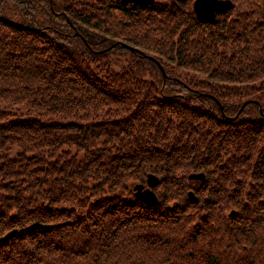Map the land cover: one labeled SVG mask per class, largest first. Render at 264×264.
I'll use <instances>...</instances> for the list:
<instances>
[{
	"label": "trees",
	"instance_id": "trees-1",
	"mask_svg": "<svg viewBox=\"0 0 264 264\" xmlns=\"http://www.w3.org/2000/svg\"><path fill=\"white\" fill-rule=\"evenodd\" d=\"M229 1L0 0V264H264V0Z\"/></svg>",
	"mask_w": 264,
	"mask_h": 264
},
{
	"label": "water",
	"instance_id": "water-1",
	"mask_svg": "<svg viewBox=\"0 0 264 264\" xmlns=\"http://www.w3.org/2000/svg\"><path fill=\"white\" fill-rule=\"evenodd\" d=\"M123 1L144 2L147 0H123ZM191 6L197 19L210 22L213 20L215 12H222L227 7H231V2L229 0H192ZM126 47L131 51L136 50L134 47L131 46L126 45ZM147 57L152 59V57L149 55ZM157 65L160 68L162 76L164 77V73L161 66L159 64ZM187 178L199 179V181H202L203 174L202 172H190L188 173ZM156 180L157 177L155 175L147 173L145 179V185L141 183L133 184L132 186L133 194L141 201H144L146 203H155L156 196L151 190V186L156 183ZM187 196L191 199L195 198L191 190L187 192Z\"/></svg>",
	"mask_w": 264,
	"mask_h": 264
},
{
	"label": "rangeland",
	"instance_id": "rangeland-1",
	"mask_svg": "<svg viewBox=\"0 0 264 264\" xmlns=\"http://www.w3.org/2000/svg\"><path fill=\"white\" fill-rule=\"evenodd\" d=\"M232 14H233V12H232ZM124 55H125L126 57H127V56L129 57L128 54H124ZM149 56H150V55H149ZM128 57H127V58H128ZM148 58H149V57H148ZM125 60H126V59H125ZM125 60H123V58L116 59V61H117V62H120V63L124 62ZM203 94H207V92H204ZM215 102H216V101H215ZM216 103H217V102H216ZM217 104L219 105V108H220V104H219V103H217ZM194 180H199V179H194ZM193 183H195V182H193ZM193 185H194V184H193ZM187 198H188V199H191V198H189L188 196H187ZM195 199H196V196H195V198L192 199V200H195ZM199 199H200V198H199ZM113 219H114V218H112L111 221H112ZM112 222H115V220H113ZM112 222H111V223H112ZM200 243H201V242H197V243H196V246L199 245ZM202 249H203V247H202ZM190 250H192V249H190V248H185V249H183V251H190Z\"/></svg>",
	"mask_w": 264,
	"mask_h": 264
},
{
	"label": "bare ground",
	"instance_id": "bare-ground-1",
	"mask_svg": "<svg viewBox=\"0 0 264 264\" xmlns=\"http://www.w3.org/2000/svg\"><path fill=\"white\" fill-rule=\"evenodd\" d=\"M144 2H146V1H144Z\"/></svg>",
	"mask_w": 264,
	"mask_h": 264
}]
</instances>
